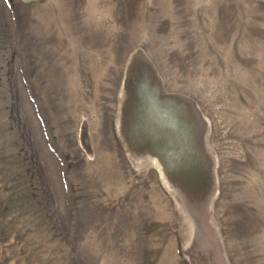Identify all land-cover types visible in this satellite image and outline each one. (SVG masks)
Masks as SVG:
<instances>
[{
	"label": "rangeland",
	"instance_id": "rangeland-1",
	"mask_svg": "<svg viewBox=\"0 0 264 264\" xmlns=\"http://www.w3.org/2000/svg\"><path fill=\"white\" fill-rule=\"evenodd\" d=\"M0 264H264V0H0Z\"/></svg>",
	"mask_w": 264,
	"mask_h": 264
}]
</instances>
